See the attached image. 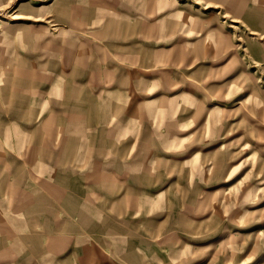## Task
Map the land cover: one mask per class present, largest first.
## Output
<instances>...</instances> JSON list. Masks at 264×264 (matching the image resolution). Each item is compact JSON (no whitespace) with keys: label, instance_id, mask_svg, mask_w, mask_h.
<instances>
[{"label":"rangeland","instance_id":"1","mask_svg":"<svg viewBox=\"0 0 264 264\" xmlns=\"http://www.w3.org/2000/svg\"><path fill=\"white\" fill-rule=\"evenodd\" d=\"M0 264H264V0H0Z\"/></svg>","mask_w":264,"mask_h":264},{"label":"bare ground","instance_id":"2","mask_svg":"<svg viewBox=\"0 0 264 264\" xmlns=\"http://www.w3.org/2000/svg\"><path fill=\"white\" fill-rule=\"evenodd\" d=\"M196 110V109H195Z\"/></svg>","mask_w":264,"mask_h":264}]
</instances>
